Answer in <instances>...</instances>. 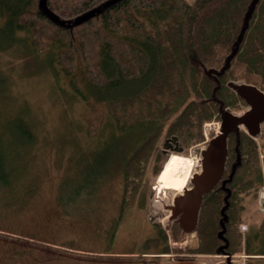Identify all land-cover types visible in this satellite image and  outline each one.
<instances>
[{
  "label": "trees",
  "instance_id": "1",
  "mask_svg": "<svg viewBox=\"0 0 264 264\" xmlns=\"http://www.w3.org/2000/svg\"><path fill=\"white\" fill-rule=\"evenodd\" d=\"M97 7L98 13L77 25L46 14L71 21ZM21 31L29 32L38 53H56L80 98L105 102L117 129L146 128L124 162V202L136 190L165 124L181 144L200 141L204 121L245 104L233 88L236 80L264 92V0H45L44 7L39 0H0V37L6 39L0 49L20 45ZM136 81L141 85L123 91ZM12 130L32 136L18 118ZM260 130L258 139H264V122ZM227 148L222 180L203 197L193 250L234 252L244 242L247 253L264 254L261 241L249 247L261 237L264 223L245 235L240 229L251 222L254 180H263L259 148L264 141L259 146L245 130L234 129ZM194 241L195 234L187 233L183 243Z\"/></svg>",
  "mask_w": 264,
  "mask_h": 264
},
{
  "label": "rangeland",
  "instance_id": "2",
  "mask_svg": "<svg viewBox=\"0 0 264 264\" xmlns=\"http://www.w3.org/2000/svg\"><path fill=\"white\" fill-rule=\"evenodd\" d=\"M17 35L20 45L0 49V264H264V254L247 253L244 242L234 252H195L197 233L184 244L186 233L173 217L174 198L200 172V150L220 131V117L204 121L203 139L180 143L179 152H162L174 135L165 124L124 202V162L146 128L117 129L105 102L73 91L56 53H38L28 31ZM5 41L0 37V45ZM76 72L84 89L82 69ZM17 118L31 138L13 132ZM172 153L195 161L191 177L180 190L158 189V172ZM259 156L263 180H254L244 235L264 223V148ZM260 236L250 248L260 241L264 248V232Z\"/></svg>",
  "mask_w": 264,
  "mask_h": 264
},
{
  "label": "water",
  "instance_id": "3",
  "mask_svg": "<svg viewBox=\"0 0 264 264\" xmlns=\"http://www.w3.org/2000/svg\"><path fill=\"white\" fill-rule=\"evenodd\" d=\"M39 3L41 7H44L45 0H39ZM98 12V7L93 8L71 21H64L50 11H46V14L63 25L66 23L77 25ZM233 88L237 95L248 104V110L242 116L235 115L228 110L221 112V132L213 136L207 145L200 150V172L192 178V185L185 188L173 201V217L178 219L180 229L186 234L196 233L203 197L222 178L227 157V135L235 125L243 124L251 136L257 137L260 134L261 124L264 122V92L255 85L248 83H238ZM169 142L175 144L174 147L170 148L171 150L180 151L182 149V147H178V137L172 135L165 139L163 152L169 149Z\"/></svg>",
  "mask_w": 264,
  "mask_h": 264
},
{
  "label": "bare ground",
  "instance_id": "4",
  "mask_svg": "<svg viewBox=\"0 0 264 264\" xmlns=\"http://www.w3.org/2000/svg\"><path fill=\"white\" fill-rule=\"evenodd\" d=\"M194 162L190 157L176 153L170 154L157 177L158 189L180 190L184 188L191 177Z\"/></svg>",
  "mask_w": 264,
  "mask_h": 264
},
{
  "label": "flooded vegetation",
  "instance_id": "5",
  "mask_svg": "<svg viewBox=\"0 0 264 264\" xmlns=\"http://www.w3.org/2000/svg\"><path fill=\"white\" fill-rule=\"evenodd\" d=\"M244 102H245V101H244ZM241 107H245L244 112H246V111L248 110V104H247V103H245V104H244V103L241 104ZM240 111H241V110H239V112H240ZM244 112H243V113H244ZM233 114L238 115V116H242V115L238 114L237 111H235ZM241 125H242V124H237V125H235L234 128H233V130H234V129H241V130H245V131L249 134V132L246 130L245 126H244V128H242ZM233 130H232V131H233ZM232 131H231V132H232ZM231 132H230V133H231ZM230 133H229V134H230ZM229 134H228V135H229ZM228 135H227V136H228ZM174 146H175L174 143L169 142V149H170L171 147H174ZM226 146H227V138H226ZM178 147H182V149H181L180 151L183 150V146L180 144V141H179V140H178ZM167 151H168V150H167ZM171 151H172V150H171ZM162 152H163V149H162ZM227 153H228V148H227ZM226 161H227V157H226ZM225 165H226V164H225ZM224 171H225V169H224ZM223 174H224V172H223ZM222 177H223V175H222ZM221 180H222V178H221ZM221 180H220V181H221ZM220 181H219V182H220ZM219 182H218V183H219Z\"/></svg>",
  "mask_w": 264,
  "mask_h": 264
}]
</instances>
